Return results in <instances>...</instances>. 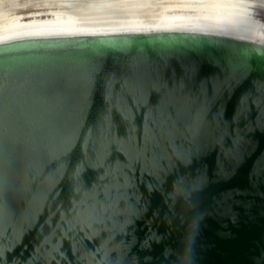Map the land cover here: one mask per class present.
<instances>
[{"label":"water","instance_id":"water-1","mask_svg":"<svg viewBox=\"0 0 264 264\" xmlns=\"http://www.w3.org/2000/svg\"><path fill=\"white\" fill-rule=\"evenodd\" d=\"M0 262L264 264V49L0 47Z\"/></svg>","mask_w":264,"mask_h":264},{"label":"bare ground","instance_id":"bare-ground-1","mask_svg":"<svg viewBox=\"0 0 264 264\" xmlns=\"http://www.w3.org/2000/svg\"><path fill=\"white\" fill-rule=\"evenodd\" d=\"M0 0V47L184 35L264 49V0Z\"/></svg>","mask_w":264,"mask_h":264},{"label":"snow or ice","instance_id":"snow-or-ice-1","mask_svg":"<svg viewBox=\"0 0 264 264\" xmlns=\"http://www.w3.org/2000/svg\"><path fill=\"white\" fill-rule=\"evenodd\" d=\"M199 120H200L199 111L198 110L192 111L189 120V127L192 130H196L199 126ZM85 131H87V129H85ZM0 264H2V262H0Z\"/></svg>","mask_w":264,"mask_h":264},{"label":"rangeland","instance_id":"rangeland-1","mask_svg":"<svg viewBox=\"0 0 264 264\" xmlns=\"http://www.w3.org/2000/svg\"><path fill=\"white\" fill-rule=\"evenodd\" d=\"M28 1H31V0H20V1H16L14 3H12L13 5H24L26 3H28Z\"/></svg>","mask_w":264,"mask_h":264}]
</instances>
